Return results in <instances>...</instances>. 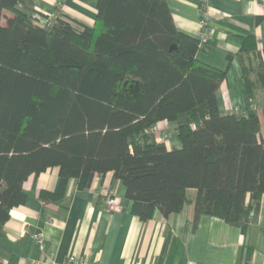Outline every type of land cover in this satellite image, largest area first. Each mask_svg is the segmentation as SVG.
I'll return each mask as SVG.
<instances>
[{"label": "trees", "instance_id": "trees-1", "mask_svg": "<svg viewBox=\"0 0 264 264\" xmlns=\"http://www.w3.org/2000/svg\"><path fill=\"white\" fill-rule=\"evenodd\" d=\"M21 2L0 0V237L27 200L24 181L52 167L59 186L39 190L46 201L63 199L71 178L84 190L112 172L143 221L180 212L189 189L193 227L203 214L234 226L258 214L264 110L247 84L244 111L221 112L232 54L224 68L200 60L199 38L175 26L166 0H97L92 25L40 24ZM259 77L264 86V67ZM161 121L180 148L149 132Z\"/></svg>", "mask_w": 264, "mask_h": 264}, {"label": "crops", "instance_id": "crops-1", "mask_svg": "<svg viewBox=\"0 0 264 264\" xmlns=\"http://www.w3.org/2000/svg\"><path fill=\"white\" fill-rule=\"evenodd\" d=\"M97 0H22L30 13L58 12L60 17L92 25ZM175 26L197 36L201 10L197 0H166ZM209 39L197 57L224 68L232 54L226 78L216 91L221 112L244 107L250 85L252 99H264L259 70L264 67V0H210ZM263 65V66H262ZM243 66H248V82ZM168 148L181 147L172 122L161 121ZM159 123V124H160ZM158 125V124H157ZM264 141V124L261 127ZM56 167L30 175L23 183L24 204L10 211L2 226L0 264H66L73 255L83 264H264V194L256 216L242 226L201 215L192 226L194 189L180 212L164 217L155 210L146 221L131 213L121 180L112 172L96 174L91 185L77 188L68 180L63 199L42 200L39 190H58ZM67 203V206L64 205ZM35 218L45 250L25 221Z\"/></svg>", "mask_w": 264, "mask_h": 264}, {"label": "built area", "instance_id": "built-area-1", "mask_svg": "<svg viewBox=\"0 0 264 264\" xmlns=\"http://www.w3.org/2000/svg\"><path fill=\"white\" fill-rule=\"evenodd\" d=\"M197 4L198 7L201 10V16H200V20H199V32L197 34V37L199 38V45L200 47H204L209 39L210 36V27H209V5H210V0H197ZM35 19H37V21L40 24H47L50 25L52 21H54L55 19H57L59 17V13L58 12H50L48 14H38L33 12L31 14ZM250 101V106L254 109H263L264 110V99L262 100H252L251 98L249 99ZM239 109L238 107H235L233 110H231L232 112H238ZM226 112V111H225ZM224 112V113H225ZM229 113V112H227ZM156 126V125H155ZM153 126L152 128H150L149 132L152 133L153 131H155L156 127ZM167 132L164 131L162 133L161 136H166ZM32 236L35 238L36 242L38 243L39 247L42 250H45V244L44 241L41 237V235L39 233H32ZM47 264H51L50 261L47 262ZM66 264H83V262L77 260V258L73 255H69L66 259Z\"/></svg>", "mask_w": 264, "mask_h": 264}, {"label": "rangeland", "instance_id": "rangeland-1", "mask_svg": "<svg viewBox=\"0 0 264 264\" xmlns=\"http://www.w3.org/2000/svg\"><path fill=\"white\" fill-rule=\"evenodd\" d=\"M252 100H254V99H252ZM255 101H257V100H255ZM235 107H238V106H235ZM234 108H231L230 110H233ZM238 109H239V111H244V108L238 107ZM155 127H156L155 131H153L151 134L153 135L154 139H156L158 141L166 140L169 137L170 133L171 134L174 133V130L170 129V133H167L166 136H161L164 131L167 132V130H166L167 128L165 127V125H161V123L156 125Z\"/></svg>", "mask_w": 264, "mask_h": 264}, {"label": "water", "instance_id": "water-1", "mask_svg": "<svg viewBox=\"0 0 264 264\" xmlns=\"http://www.w3.org/2000/svg\"><path fill=\"white\" fill-rule=\"evenodd\" d=\"M25 221L28 225V229L30 232H33V233H39L40 232V223L37 222V220L35 218L27 217L25 219Z\"/></svg>", "mask_w": 264, "mask_h": 264}]
</instances>
